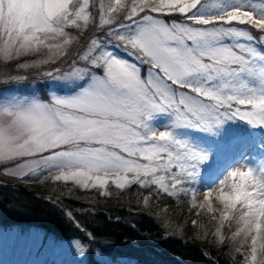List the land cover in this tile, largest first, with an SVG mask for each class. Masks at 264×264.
<instances>
[{
    "label": "snow or ice",
    "instance_id": "1",
    "mask_svg": "<svg viewBox=\"0 0 264 264\" xmlns=\"http://www.w3.org/2000/svg\"><path fill=\"white\" fill-rule=\"evenodd\" d=\"M11 3L10 13L15 12L12 20L19 22L18 32L25 47L23 50L17 47L12 39V27L2 28L11 43L0 46V58L10 60L39 51L41 46L48 50L47 59L34 65H20L21 68L46 64L63 55L73 43L65 29L80 28L81 21L87 27L90 21L89 0H78L75 11L70 6L71 0H12ZM125 7L128 20L150 9L179 12L192 24H167L163 19L144 15L133 21L134 27L121 24V30L108 33L135 49L156 70H150L147 79L141 77L136 65L117 58L92 39L80 59L102 68L103 74H90L86 68L74 67L57 76L60 79L88 77L90 82L74 96H53L50 102H36L26 110L17 111L13 124L18 131L27 133L28 138L18 143L17 135L0 128V161L29 158L17 165L20 175L58 169L59 174L52 177L54 180H71L85 189H103L112 178L119 189L133 184L141 188L155 185L158 192L170 197L180 193L187 196L192 194V188L181 185L192 184L190 178L196 174L199 163L207 160V155L189 142L176 139L171 131L151 128L148 120L153 112H169L174 116V127L207 131L225 120L237 118L253 127L264 126V54L258 53L251 43H226L240 38L251 42L256 38L244 28L225 26L232 22L250 25L260 31L259 43L264 44V0H231L227 5L219 0H131L130 5L123 0H109L107 4L100 3V24H113L117 19L114 13ZM53 16H62L64 23L60 27L52 25ZM29 27L32 32L25 34ZM44 32L51 35L42 40L40 34ZM240 106H244L243 110ZM38 155L40 158L35 159ZM239 175L243 184L244 177L251 173ZM223 199L233 198L223 196ZM239 202L237 196L230 205L232 211ZM255 202L246 201L249 206ZM144 203H148L147 198ZM191 207L205 209L192 203ZM206 211L211 214L214 209L209 207ZM229 215L225 211L222 219H228ZM211 220L218 224L215 215ZM256 228L259 230L260 225ZM214 238L218 243L224 241L218 227L214 229ZM257 239L253 237L250 242L253 247L251 254L245 256V264H255Z\"/></svg>",
    "mask_w": 264,
    "mask_h": 264
},
{
    "label": "rangeland",
    "instance_id": "2",
    "mask_svg": "<svg viewBox=\"0 0 264 264\" xmlns=\"http://www.w3.org/2000/svg\"><path fill=\"white\" fill-rule=\"evenodd\" d=\"M12 2V0H11ZM109 0H89V15L90 21L87 27L83 26L81 21L80 28L68 27L65 29L73 38V43L70 44L66 52L57 57L54 61L49 63H40L38 66H30L28 68H21L20 65L28 64L34 65L38 61L48 58V50L42 48L39 51L29 52L20 56H15L10 60L0 58L1 64H8L11 66V73H0V106L5 107H24L33 102H50L55 97H71L77 94L81 89L85 88L90 80L88 77L84 79H60L57 76H62L64 73L70 72L74 67L86 68L89 73L102 75L103 69L93 67L87 61H82L80 56L87 50L92 39H96L102 47L111 51L117 58L127 61L130 64L136 65L140 69L141 77L147 79L151 66L143 61L135 49L123 42L117 41L114 36L108 35L114 30H121L120 25H133V21L140 20L144 15H152L153 17L163 19V16H170V23H186L192 24V21L187 20L186 15L179 12H151L150 9H145L134 17L133 20L125 18V13L128 8L125 7L119 13H114L117 17L115 22L110 25L100 24V3L107 4ZM114 2V0H113ZM127 5H130L131 0H123ZM212 2V0H210ZM222 4H230L231 0H219ZM190 15V14H188ZM178 17V22L174 19ZM196 27H208L204 25H194ZM238 28H244L250 32L254 29L250 25H239L237 22H232L231 25ZM257 34H252L256 39L249 42L243 38L238 41L227 40L226 43L235 44L237 42L253 44L258 53L264 54V44L259 43V36L261 35L258 29ZM123 31V30H122ZM140 64L144 68L141 71ZM46 72H52V77L44 75ZM23 77V79H18ZM245 79H249L247 76ZM253 83H259L252 81ZM175 87V86H174ZM178 91H189L187 89H178ZM236 105H234L235 107ZM243 110L244 106H240ZM174 116L169 112H153L148 124L151 128L156 130H168L173 133L176 139L187 141L197 150L207 155V160L199 163V174L196 182L192 184L184 183L181 186L184 188L195 187L197 191L203 192L211 189L216 185L220 179L230 170L238 165L244 164L254 171V174L264 180V126L253 127L248 122L240 119H228L222 124L214 125L210 130H203L202 128L194 127H174ZM50 153H44L49 155ZM39 155L35 159H39ZM25 159L17 158L12 161H0V185H6L5 181H11L14 185H23L28 182L30 185H42L47 182L52 190L60 189L58 195L54 192L49 194H37L41 196L46 202L59 208L64 214L73 220L75 213H80V210L71 209L62 203V196H69L77 193V191L95 190L100 192H107L109 186L117 188L112 183V178H109V183L105 188H83L77 185L74 181H56L52 177L59 174L58 169L52 171L44 170L41 174L20 175L17 170V165L24 163ZM143 162V161H141ZM175 171V169H173ZM16 173L13 175V173ZM131 175V174H129ZM4 181V182H3ZM136 185V184H133ZM130 186V185H129ZM140 187L139 185H136ZM128 187V186H126ZM125 187V188H126ZM152 189L159 195H166L163 192H158L155 185H151ZM141 188V187H140ZM31 189V188H30ZM119 189V188H117ZM144 189V188H143ZM178 201L184 199L191 207V194L187 196L180 193L178 196L172 197ZM213 208L216 207V201L213 200ZM192 208V207H191ZM193 209V208H192ZM201 212L202 216L207 220L209 226L213 229L216 227L210 217L215 215L218 217L219 213H207L206 209H193ZM71 213V215H69ZM234 231V228L226 226L222 229L225 235V240L220 243L227 246L235 254H239L242 264H245V256L250 253V247H240L236 251L232 247L231 242L227 240V236ZM191 242V241H190ZM86 249L77 240L57 242L53 239L44 236L42 231L35 227H29L22 230V228L5 230L0 228V264H89L85 258ZM139 256H142L147 264H164L166 262L160 260L158 256L151 250L140 251ZM105 261L101 258V263ZM107 264V263H106ZM180 264V263H178Z\"/></svg>",
    "mask_w": 264,
    "mask_h": 264
},
{
    "label": "trees",
    "instance_id": "3",
    "mask_svg": "<svg viewBox=\"0 0 264 264\" xmlns=\"http://www.w3.org/2000/svg\"><path fill=\"white\" fill-rule=\"evenodd\" d=\"M163 20L171 22L170 16H163ZM174 20L178 22V17ZM140 67L144 72L142 64ZM11 71L10 65H0L2 75ZM4 181L6 185H0L1 229L35 227L57 242L77 240L86 249L89 264H103L101 258L104 264H147L138 255L141 250H151L164 264H242L239 254L217 242L213 227L201 212L184 199L159 195L152 187L109 186L107 195L81 190L62 196L66 207L80 210L70 220L37 195H58L60 189L53 191L47 182L14 185Z\"/></svg>",
    "mask_w": 264,
    "mask_h": 264
},
{
    "label": "clouds",
    "instance_id": "4",
    "mask_svg": "<svg viewBox=\"0 0 264 264\" xmlns=\"http://www.w3.org/2000/svg\"><path fill=\"white\" fill-rule=\"evenodd\" d=\"M66 2V0H65ZM78 5V0H71V8L75 11ZM13 7L11 0H0V18H2V24H0V29L5 27H12V39L16 41L17 47L22 50L25 47L23 42V36L18 32L19 22H13L12 17L15 16V12L10 13V9ZM50 23L56 27H60L64 23L62 16H53ZM32 28L29 27L25 29V34L31 33ZM51 33H41L40 38L43 40L49 37ZM11 43L8 41L7 34L5 31L0 30V46L5 43ZM30 47V45H29ZM43 46H41V49ZM34 51V49H33ZM34 103L26 105L24 107H5L0 106V128L10 130L14 135L19 137L18 143L23 142L28 138V134L23 132V130H17L13 124L14 116L17 111L26 110L30 108ZM251 173L250 176L244 177L243 184L241 183L242 177L239 173ZM233 173H237L233 176ZM199 168L196 170L190 180L194 183L198 179ZM254 190H256L254 192ZM247 193H253L252 196H248ZM223 196L232 197V200L223 199ZM239 196L240 202L237 204L234 211H232L230 205L235 201V198ZM216 201V207L213 208L212 201ZM254 200L255 203L250 206L246 201ZM194 205H203L205 209L212 207L214 212L219 213L218 217V230L220 234L224 237L222 229L227 226L234 231L227 236V240L231 242V245L235 249L240 247L251 245V240L253 237H258L257 244L254 246L257 248V259L255 264H264V180H262L259 175L254 174V171L244 164L238 165L237 167L230 169L219 182L214 185L211 189H207L203 192H199L195 187H192L191 201ZM225 211L230 212L228 219H222L223 213ZM211 219V217H210ZM259 224L260 228L257 230L256 225ZM251 253H249L250 255Z\"/></svg>",
    "mask_w": 264,
    "mask_h": 264
}]
</instances>
